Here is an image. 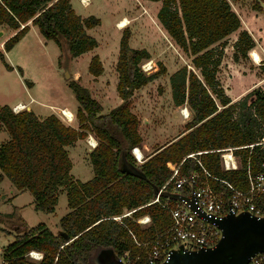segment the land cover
<instances>
[{"label":"trees","instance_id":"obj_1","mask_svg":"<svg viewBox=\"0 0 264 264\" xmlns=\"http://www.w3.org/2000/svg\"><path fill=\"white\" fill-rule=\"evenodd\" d=\"M151 1H161L157 18L191 61V67L183 64L169 75L173 103L186 104L192 111V118L185 123L186 132L156 148L142 163L133 159L130 150L141 144L143 137L129 99L136 89L167 69L157 61L156 70H143L141 65L151 54L144 47L129 44V29L122 32L116 62L117 91L123 101L108 112H103L101 103L76 79L68 85L79 102L78 128L54 113L41 118L31 109L15 112L8 104L0 105V129L8 133L0 143V181L6 176L17 189L28 190L34 207L46 212L55 210L58 193L64 189L70 208L59 220L58 233L44 222L23 229L18 226L15 238L3 249L6 264H93L101 250L117 257L126 250L136 255L140 248L132 233L138 241H145L170 226V213L157 202L147 203L171 175L167 162L178 163L189 153L206 151L197 155L203 165L240 188L247 187L245 167L249 157L253 170H260L258 146L251 154L248 147L234 150L240 158L237 169L225 170L217 151L264 137V89H252L233 101L218 77L227 37L241 26L240 16L228 0ZM254 8L260 9L264 17V0H258ZM29 22L73 57L98 46L88 29L99 25L101 19L94 15L82 17L71 0H0V24L17 30L5 41L6 50L25 35ZM233 46V57L238 60L248 55L255 40L247 29H242ZM0 59L12 69L2 51ZM88 70L94 76L103 72L98 54L91 57ZM89 132L97 139L88 154L93 176L82 181L71 173L67 146ZM126 164L134 165L138 174L127 172ZM198 167L189 157L180 171L185 174ZM165 197L161 194V199ZM139 206L122 222L112 218ZM17 211L15 206L11 212H0V222L15 218L22 221ZM143 214L151 216L146 226L135 220ZM31 250L41 251L42 258L30 257ZM134 264H144L142 253Z\"/></svg>","mask_w":264,"mask_h":264},{"label":"rangeland","instance_id":"obj_2","mask_svg":"<svg viewBox=\"0 0 264 264\" xmlns=\"http://www.w3.org/2000/svg\"><path fill=\"white\" fill-rule=\"evenodd\" d=\"M228 1L240 16L241 26L227 37L218 77L226 93L235 101L252 89H264V56L262 58L259 55L254 56V60L251 55L257 52L251 49L246 57L241 56L238 60L233 57L235 51L233 44L242 29H247L250 32L257 48L264 47V17L260 9L254 8L258 0ZM80 2L83 3L81 0H72L73 7L78 14L83 17L94 15L101 19L99 25L88 29V32L98 40V46L93 50L73 57L66 49L61 50L54 40L48 39L49 41L45 47L36 48L34 58L31 59V56L26 57L25 50L19 49L22 44L15 48L17 49L14 51L16 60H20L24 65V76L26 78L24 77L23 80L34 81L36 83V90L34 91L39 92L44 77H51L53 86L58 89V93L52 99L37 96L42 102L59 106L65 103L72 106L78 104L79 102L68 82L71 79H76V75H81L86 79V74L89 73L90 58L95 53L105 59L110 67L111 59L114 57L115 52L118 53L119 51V42L124 29L130 31L129 44L131 46L145 47L152 52L154 62L151 59L143 62L147 72L158 68L157 61L163 63L166 61V69H172L175 65L181 66L183 64H189L188 66L191 67L190 58L173 41L157 18L161 1L88 0L85 6ZM122 19H125L126 24L120 26ZM35 60L38 62H35ZM17 69L21 73L22 68L17 67ZM55 69H57L56 74ZM66 70L69 73L68 77H65ZM168 74L166 72L147 83L130 100V104L140 121V132L143 135L144 142L147 143V146L140 145L144 149H142L144 161L156 148L161 146L160 144L164 140L176 133L184 134L186 132H184L185 123L192 118V111L186 104L175 105L173 103ZM14 75L12 73V76ZM12 83L13 81H11ZM82 85L86 86V83ZM12 86L14 85L12 84ZM15 86L17 93L24 92L20 82L17 81ZM1 91L0 88V99L3 98ZM32 106L47 109L43 103H34ZM185 107L190 110L189 118H184L180 113V109H185ZM83 147L84 142L79 141L75 147L69 148V156L73 162L72 174L75 178L86 181L93 176V168L90 159H86L85 156L89 152V148L91 149L94 146L89 144V148L86 147L84 153H82ZM132 157L135 160L133 155ZM9 181L0 185V212H11L15 205L19 204L17 205V215L22 221L15 218L0 222L1 227H3V230H0V264H3V249L15 238L18 226L23 229L44 222L51 230L58 233L61 229L59 220L68 211L66 192L59 195V201L53 212L36 209L33 204V196L29 191L22 194L15 203H11L8 199L11 196ZM96 257H98V254ZM93 264H97V262L93 261Z\"/></svg>","mask_w":264,"mask_h":264},{"label":"built area","instance_id":"obj_3","mask_svg":"<svg viewBox=\"0 0 264 264\" xmlns=\"http://www.w3.org/2000/svg\"><path fill=\"white\" fill-rule=\"evenodd\" d=\"M251 56L253 58V55ZM141 66L146 71L144 63ZM25 107L26 104L19 103L12 109L17 112ZM180 113L184 118H189L191 114L187 107L180 109ZM61 114L62 118L67 121L73 119L72 114L65 109L61 110ZM257 146L260 152L259 164L261 168L254 171L250 157L248 158L245 167L246 188L238 187L230 180L213 174L205 167L197 155L206 151L189 153L178 163L168 161L167 166L171 169V175L159 188L158 194L147 204L157 202L165 208L171 215L170 226L145 241H138L132 233L140 252L132 255L129 250H126L118 256V260L124 264H134L140 259L142 253L144 264H163L170 258L174 249L182 248L184 251H190L215 246L222 236V230L211 219L217 220L228 214L238 215L241 213H249L258 218L263 217L264 137L253 143L219 148L217 151L220 152L221 165L225 170L237 169L240 167V158L234 150L248 147L251 154ZM131 153L137 163L144 161V153L138 145L131 148ZM189 157L194 158L199 167L182 174L180 166ZM164 191L177 193L181 198L174 199L166 196L161 199V194ZM142 206L112 218L122 222L124 216L131 215L133 211ZM135 220L142 226H146L152 221L149 214H143ZM29 253L34 259H41L43 256V253L37 250H31ZM3 264H6L4 260ZM247 264H264V252L255 254Z\"/></svg>","mask_w":264,"mask_h":264},{"label":"crops","instance_id":"obj_4","mask_svg":"<svg viewBox=\"0 0 264 264\" xmlns=\"http://www.w3.org/2000/svg\"><path fill=\"white\" fill-rule=\"evenodd\" d=\"M149 1H151V0H149ZM71 2H72V0H71ZM81 4L83 6H85V3L84 4L81 3ZM16 31L17 30L9 27L7 24H0V51H2L4 53V56H5L7 63L12 66V69H8L0 59V88H1V90H2L1 92L3 94V98L0 99V105L8 104L9 106L14 107L15 105H17L19 103L26 104V107L24 109L33 110L41 118H44L45 116L54 113L64 123L78 128L79 122H78V119L76 117V110L79 106V103L75 104L73 106L69 103H65L64 105L59 106L57 104L44 103L41 100H39L38 99L39 96L45 97L46 99H52V97L56 96V94L58 93V89L53 86V82H52L51 77H48V78L44 77V82L39 87L40 88L39 92L34 91V90H36V83L34 81H31V80H25V81L23 80L25 77L24 76V69H23L24 65H23V63L20 62V60H16V58H15L16 56H15L14 51L17 50L15 48L20 46L21 44H22V46L19 49L25 50L26 57L31 56V59H33L36 48L41 49V47L42 48H43V46L45 47L49 40L46 39L42 35V33L39 31V29L36 25H33V24H31V22H29V30L25 33V35L11 49L6 50L5 46H4L5 41L8 38H10ZM135 48H137V47H135ZM256 49H258V50H256ZM252 50H255L258 53L259 57L262 58V56H264V47L260 46V48L259 47L257 48V46L255 44V46L252 48ZM148 51L151 54V58H149L148 60L151 59L152 62H154V59L152 58L153 57L152 52L150 50H148ZM95 54H97V53H95ZM118 55H119V51H118V53L115 52L114 57L111 59L110 67H109V65H107V61L105 59L101 58V56H100L104 70L98 76H94L93 74H91L89 72V70H88L89 73L86 74L87 75L86 79H85V77H82L81 75L75 76L76 80L79 81L81 84L86 83V87L90 90L91 95L101 103V105L103 107V112H108L110 109L119 105L123 101L122 98L119 96L118 91H117L118 72L116 70V62L118 59ZM35 62H38V61L35 60ZM164 64H165V66H167L166 61H164ZM37 65L40 66L39 64H37ZM88 66H89V64H88ZM17 67L22 68L21 73H19ZM179 67L180 66L175 65V66H173L172 69L168 68L166 71L169 73L168 77L172 72H174ZM12 73H14L15 75L12 76ZM56 73H57V69H55V74ZM11 81H13L12 84L14 86H12ZM17 81L22 84V87L24 90V92H22L21 94L16 92L15 84ZM146 85L147 84H145L144 86H146ZM144 86L136 89L134 91V94L129 99L130 109L134 113H136V112L132 108V106L130 104V100L135 96L136 92L141 90ZM170 89H171V87H170ZM34 103H43L45 105L44 107H46L47 109H45V108L43 109L41 107H38V108L33 107L32 104H34ZM62 109H65L72 114L73 119L71 121H67V120L62 118V114H61ZM139 130H140V124H139ZM0 135H1L0 142H2L8 138V133L4 128L0 129ZM180 135H182V133L181 134L176 133L173 136L169 137L167 140H164V142H162V144H160V145H164L168 142H171V141L175 140L176 138H178ZM142 137H143V135H142ZM90 138H92L96 142L94 144V146H95L97 144V139H96L94 134L89 132L85 138L78 139L73 144L68 145L67 146L68 153L70 150L69 148L75 147L79 141L84 142V147L82 148L83 149L82 153H84V149L86 147L89 148V144H92V142H93L92 140H90ZM140 145L147 146V143L144 142V138H143V142L138 145L142 150L143 148ZM91 149L89 148L88 151H90ZM88 154H89V152L85 156L86 159L89 158ZM72 167H73V162H72ZM71 170H72V168H71ZM7 180L9 181V178L5 176L0 181V185L3 182H8ZM9 182H10V184H8V185L11 187V189H10L11 196L8 197V199H10L11 203H15V201H17V199H19V197L28 190H19L13 185V183L11 181H9ZM64 192H66L64 189H61L59 191L58 201H59V195L63 194ZM17 205H19V204H16L15 206L18 207ZM69 210H70V208L68 206V211ZM2 260H4L3 253H2Z\"/></svg>","mask_w":264,"mask_h":264},{"label":"water","instance_id":"obj_5","mask_svg":"<svg viewBox=\"0 0 264 264\" xmlns=\"http://www.w3.org/2000/svg\"><path fill=\"white\" fill-rule=\"evenodd\" d=\"M68 76L66 70L65 77ZM126 171L138 174L134 165L126 164ZM158 192L159 189H155V195ZM162 194L174 199L181 198L179 194L168 191ZM211 220L222 230V236L215 246L190 251L174 249L163 264H247L255 254L264 252V216L258 218L249 213H241ZM94 261L97 264H124L111 251L105 250H101Z\"/></svg>","mask_w":264,"mask_h":264},{"label":"bare ground","instance_id":"obj_6","mask_svg":"<svg viewBox=\"0 0 264 264\" xmlns=\"http://www.w3.org/2000/svg\"><path fill=\"white\" fill-rule=\"evenodd\" d=\"M82 1V0H81ZM86 1V2H85ZM83 3H88V0H83ZM125 19H122L121 20V23L119 24L120 26H123V25H125L126 24V21H124ZM252 55H253V57L255 56V57H257V53H252ZM90 140H92L93 142H92V144L91 145H94L96 142L92 139V138H90Z\"/></svg>","mask_w":264,"mask_h":264}]
</instances>
